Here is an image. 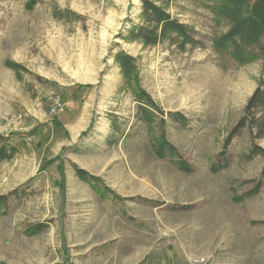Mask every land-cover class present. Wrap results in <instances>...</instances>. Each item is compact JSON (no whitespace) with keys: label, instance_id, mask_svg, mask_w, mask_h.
<instances>
[{"label":"rangeland","instance_id":"374dc122","mask_svg":"<svg viewBox=\"0 0 264 264\" xmlns=\"http://www.w3.org/2000/svg\"><path fill=\"white\" fill-rule=\"evenodd\" d=\"M26 2L0 0V134L18 147L0 161V194L19 188L0 207V264H264V158L242 156L243 134L228 147L231 165L210 169L263 65L223 62L213 38L227 26L212 3L159 0L205 42L182 51L126 38L143 21L141 0ZM121 50L160 108L187 116L168 120L167 138L193 172L154 152ZM56 94L65 105L53 114ZM77 168L121 199L100 195Z\"/></svg>","mask_w":264,"mask_h":264},{"label":"trees","instance_id":"16d2710c","mask_svg":"<svg viewBox=\"0 0 264 264\" xmlns=\"http://www.w3.org/2000/svg\"><path fill=\"white\" fill-rule=\"evenodd\" d=\"M40 0H27L26 7L33 8ZM142 18L140 24H134L129 30L127 39H137L146 45H156L167 41L184 51L189 48H203L205 42L193 25L173 16L159 0H141ZM212 3V11L225 21L226 31L213 38V49L223 62L227 59L233 63L244 64L255 59L262 60V72L258 86L249 97L241 117L231 128L225 138L223 148L212 164L211 170L228 168L233 160V153L228 147L235 137L246 134L250 149L242 154L245 159L256 156L264 158V148L258 145V140L264 138V0H204ZM125 85L129 88L137 104L138 118L145 125L150 135L152 148L159 158L172 161L181 170L193 172L195 166L189 162L175 145L167 138L168 120L187 124L188 118L179 111H168L167 114L157 104L151 94L143 87L140 79L137 59L121 50L116 54ZM14 66L13 64H11ZM12 136L0 134V161L11 159L18 150L11 142ZM79 177L91 184L102 196L113 193L114 198L121 199L106 186L101 185V178L77 168ZM261 183L248 195L257 192ZM19 188L8 194H0V207L8 208L9 197L17 195ZM173 208L177 206L171 205ZM44 226L38 224L31 233L39 232Z\"/></svg>","mask_w":264,"mask_h":264},{"label":"built area","instance_id":"2783aa9c","mask_svg":"<svg viewBox=\"0 0 264 264\" xmlns=\"http://www.w3.org/2000/svg\"><path fill=\"white\" fill-rule=\"evenodd\" d=\"M65 105V101L62 98L61 94H56L53 98V104L51 113L56 114L58 111H60L61 108H63ZM188 264H209V260L207 258H193L188 262Z\"/></svg>","mask_w":264,"mask_h":264}]
</instances>
